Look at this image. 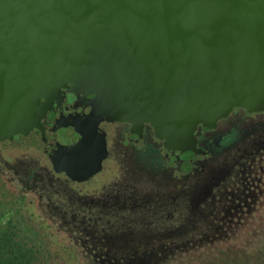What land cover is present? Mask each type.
I'll list each match as a JSON object with an SVG mask.
<instances>
[{
	"label": "water",
	"instance_id": "95a60500",
	"mask_svg": "<svg viewBox=\"0 0 264 264\" xmlns=\"http://www.w3.org/2000/svg\"><path fill=\"white\" fill-rule=\"evenodd\" d=\"M235 108L264 111V0H0V142L43 125L72 182L102 172L118 123L138 144L148 124L181 168Z\"/></svg>",
	"mask_w": 264,
	"mask_h": 264
},
{
	"label": "rangeland",
	"instance_id": "374dc122",
	"mask_svg": "<svg viewBox=\"0 0 264 264\" xmlns=\"http://www.w3.org/2000/svg\"><path fill=\"white\" fill-rule=\"evenodd\" d=\"M263 116L235 121L250 138L190 177L157 171L150 155L119 141L120 127L103 172L85 184L55 174L40 147L0 145L3 223L13 216L17 229L47 246L45 255L58 264H264L260 160L251 170L261 183L260 201L250 211L234 201L250 175L240 165L249 161V143H264L262 126L252 123Z\"/></svg>",
	"mask_w": 264,
	"mask_h": 264
},
{
	"label": "flooded vegetation",
	"instance_id": "af4514ba",
	"mask_svg": "<svg viewBox=\"0 0 264 264\" xmlns=\"http://www.w3.org/2000/svg\"><path fill=\"white\" fill-rule=\"evenodd\" d=\"M250 115H264V111L259 112V113H250L243 108H235L228 117L223 118L218 122L216 128L208 130V131L202 130L201 128H199L198 147L204 153V156L200 159V161L193 162L191 165L185 164L181 168H178L179 162H180V154L178 151H174L172 154L175 163L169 167L166 165L167 149L164 147L162 141L156 138L153 128L150 127L148 124L144 127L141 134L135 133L134 135V139L138 140L140 144L129 140L130 128H131L130 124L128 123L116 124L114 127L113 134L110 135L108 138V145H109L110 138L113 135H116L118 128L120 127L121 131L119 132L117 136L119 137V141L125 145H129L133 149L144 151V153H147L148 155H150L151 165L157 171H160V172L166 171L170 173L177 171L183 174L184 177H190V176H193L195 173L204 172L207 169L210 161H212L217 156L221 155V153L245 141V139H243L244 136L246 137L250 136L251 132L248 131V129H245L242 132V131H239V127H238V130L235 127L237 125L235 121H239L240 119L250 121V119L247 118ZM252 123L254 125L262 126V129L264 130V116L258 118V120L254 119ZM254 125H253V128L255 129ZM33 127H34V134L36 135L37 139H36L35 145L31 147H40L46 158L43 147L52 141V136L48 131L44 129L43 125L41 124L34 125ZM39 131H42V135H43L42 139H41V136L39 135ZM0 145L10 147L3 142H0ZM25 147L27 146L11 147V148H25ZM248 149L251 150L250 156L247 157L249 161L246 164H240V165H242L243 167L242 174H246V176H248V172H249L250 175L244 178L242 182L240 183L241 197H238L234 200L235 202L239 203L238 206L241 207V210L243 211L246 210L245 208L250 209L251 207H253L254 204L260 201L261 183L253 178V172H251V170L259 168L258 166L259 160H260V163H264V143L260 145V144H255L254 142H250ZM248 149H245V150L243 149V151L248 153ZM108 159L105 160L103 163V170H104L105 164L108 161ZM222 170L223 168L220 169V171ZM57 175H62L66 178L64 174H57ZM94 178L92 180H94ZM67 180L70 181L68 178ZM70 182L75 183L72 181ZM75 184H78V183H75ZM82 184H85V183H82ZM246 211H250V210H246Z\"/></svg>",
	"mask_w": 264,
	"mask_h": 264
},
{
	"label": "trees",
	"instance_id": "16d2710c",
	"mask_svg": "<svg viewBox=\"0 0 264 264\" xmlns=\"http://www.w3.org/2000/svg\"><path fill=\"white\" fill-rule=\"evenodd\" d=\"M12 219L4 224L5 213L0 212V264H58L45 255L47 246L31 241Z\"/></svg>",
	"mask_w": 264,
	"mask_h": 264
}]
</instances>
